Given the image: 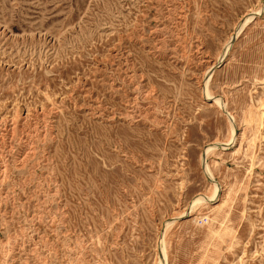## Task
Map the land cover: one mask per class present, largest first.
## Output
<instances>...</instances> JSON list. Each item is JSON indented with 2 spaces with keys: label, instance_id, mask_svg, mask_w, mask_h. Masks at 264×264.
Here are the masks:
<instances>
[{
  "label": "rangeland",
  "instance_id": "1",
  "mask_svg": "<svg viewBox=\"0 0 264 264\" xmlns=\"http://www.w3.org/2000/svg\"><path fill=\"white\" fill-rule=\"evenodd\" d=\"M162 250L264 264V0H0V264Z\"/></svg>",
  "mask_w": 264,
  "mask_h": 264
},
{
  "label": "bare ground",
  "instance_id": "2",
  "mask_svg": "<svg viewBox=\"0 0 264 264\" xmlns=\"http://www.w3.org/2000/svg\"><path fill=\"white\" fill-rule=\"evenodd\" d=\"M246 18V17H245ZM244 18V19H245ZM243 19V20H244ZM248 20V19H247ZM240 22V21H239ZM229 45V44H228ZM229 50V49H228ZM214 61V60H213ZM210 71V70H209ZM211 72V71H210ZM210 72L208 73L210 75ZM208 76V75H207ZM206 78V77H205ZM208 79V78H207ZM209 81V80H208ZM203 87V86H202ZM203 92V91H202ZM203 94L205 96H209V92H208V89H207V86H206V81H205V85H204V92ZM214 102L220 107L221 110H223V107H222V103L220 102V99H218L217 97H214L213 98ZM227 119H228V122H229V125H230V128H231V138L229 139V142L228 143H218V142H215V143H212L210 145H208L207 147H205L203 149V154L201 155V162H202V165H203V168H204V172L206 173V170H205V167H204V160L207 156L208 153H210L211 151H213L214 149H221L223 150V148H225L224 150H226L227 148H229L233 142H234V120L233 118L231 117V115L227 114ZM212 178V177H211ZM213 179V178H212ZM212 184H213V189H212V195L209 197V198H205L203 195L199 194L197 195L196 197L193 198L192 200V203H200L199 200H201V202L204 200L206 201L207 203H211V202H214L216 201L219 196H220V188H219V185L216 184V183H213V181H211ZM191 210V209H190ZM184 213V212H183ZM172 222V220H170ZM168 226V225H167ZM162 227V226H161ZM167 261L166 259V254L164 253V251L162 250V255H160V264H165Z\"/></svg>",
  "mask_w": 264,
  "mask_h": 264
}]
</instances>
